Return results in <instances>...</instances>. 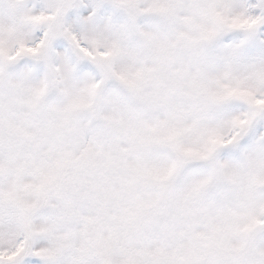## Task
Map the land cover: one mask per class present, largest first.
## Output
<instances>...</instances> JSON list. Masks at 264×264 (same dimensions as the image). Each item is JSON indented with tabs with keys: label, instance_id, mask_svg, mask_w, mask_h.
<instances>
[{
	"label": "snow or ice",
	"instance_id": "snow-or-ice-1",
	"mask_svg": "<svg viewBox=\"0 0 264 264\" xmlns=\"http://www.w3.org/2000/svg\"><path fill=\"white\" fill-rule=\"evenodd\" d=\"M0 264H264V0H0Z\"/></svg>",
	"mask_w": 264,
	"mask_h": 264
}]
</instances>
